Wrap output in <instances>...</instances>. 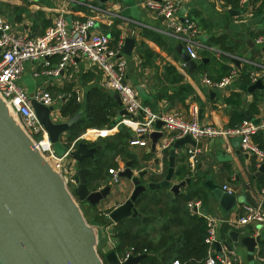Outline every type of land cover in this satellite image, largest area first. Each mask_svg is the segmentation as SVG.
<instances>
[{"label": "crops", "instance_id": "1", "mask_svg": "<svg viewBox=\"0 0 264 264\" xmlns=\"http://www.w3.org/2000/svg\"><path fill=\"white\" fill-rule=\"evenodd\" d=\"M179 5L180 12L195 21L199 32L195 39L196 66L191 69L182 60V53L179 51L183 48L181 41L172 35L161 17L144 6L142 0H108L102 6H97L95 0H0V13L10 23L13 33L27 37L42 34L53 19L61 14L68 24L73 19L83 20L95 15L97 18L94 30L108 34L113 46L121 41L123 49L125 38H132L134 44L131 54L125 55L122 51L119 57L126 60L127 82L136 90L141 102L155 113H171L190 119L191 109L196 107L200 123L225 127L243 120L252 121L249 116L264 120V88L248 92L240 87L241 84L252 82L251 73L261 74V66L256 64L264 62V46L257 44L255 39L257 35L264 33V0H179ZM232 58L239 61L238 66L233 63ZM58 60L57 55L49 57L50 64L47 68H55ZM30 68L32 77L37 81L35 89L41 86L57 99L53 103L56 108L54 113L58 117L55 121L72 120L60 114L61 105L71 98L84 104L88 90L96 86L101 87L117 103L113 113L119 116L118 122L128 116L119 115L123 106L115 98L116 93L102 86L100 70L84 58H77L74 64H67L56 76L34 77V70L41 68L40 61L31 63ZM232 72L234 75L230 83L223 88L205 82V79L217 81ZM141 117L139 115L137 119ZM118 122L110 129L94 128L104 131L98 137L94 138L95 135H92L82 140L88 147L101 146L95 150L93 158H83L80 163L71 159L64 161L65 166L73 163L76 167L90 168V177L96 179L99 188L111 185L110 194L95 206L86 201L81 203L86 219L92 224L104 226L101 233H104L103 238L99 244L102 252L108 231L113 247L116 243L112 232V227L115 228L116 224L108 219V214L124 202L134 188L128 179L119 175L117 183H110L111 174L107 169L112 167L122 170L125 162L131 161L133 170L147 169L151 174L148 180L158 181L165 175L168 163L165 150L160 148L167 136L163 126L160 128L163 135L156 143L155 153L150 152L149 139L146 146L138 148L134 147L138 145L130 146L127 139L122 149L102 150L104 153L98 157L97 163H92L97 155L96 151L119 131ZM123 126L124 131H131L128 126ZM238 140V137H229L228 142L221 137L201 139L202 146L198 148L197 154L198 166L196 164L193 170L187 166L186 151L190 145L180 146L176 149L178 155L174 164L177 171L180 165L186 166L189 174L181 177L176 171L174 181L189 177L190 183L183 185L176 196L168 189L161 190V196L165 195V199L171 198L174 201L187 189H196L197 192L186 205L189 201H200V210L218 219L215 223V240H227L230 229H236L243 235H259L262 240L264 225L257 227L254 223L237 222L242 215L243 204H247L246 194L257 202L264 187V169H260L261 164L254 157L240 150ZM252 140L264 149V130L254 134ZM157 157L159 162L155 165L153 162ZM72 171L74 172L73 169ZM208 180L226 186V189L238 196V204L228 213L222 210L218 201L205 188L204 183ZM182 202L181 198L179 203ZM145 203L143 200L135 204L137 211ZM188 210L195 214L189 208ZM158 225V222L151 225L152 236H155L154 228ZM179 228L183 229L182 226L172 229L178 232ZM259 244L260 242L254 249V264H264L261 261L264 253L262 256L258 254ZM213 249L215 255L227 257L231 264H250L246 259V249L241 245L231 251L222 246L221 254L214 246Z\"/></svg>", "mask_w": 264, "mask_h": 264}, {"label": "water", "instance_id": "2", "mask_svg": "<svg viewBox=\"0 0 264 264\" xmlns=\"http://www.w3.org/2000/svg\"><path fill=\"white\" fill-rule=\"evenodd\" d=\"M95 1L97 6H102L108 0ZM133 44L132 38H125L122 49L125 55L131 54ZM179 51L186 66L195 68V60L182 47ZM232 60L236 66L239 65V61L234 58ZM256 65L264 66V62ZM240 87L248 92L263 89L264 75ZM28 95L32 96V91ZM115 98L121 104L118 94ZM31 106L52 145L73 142L69 143L66 136L71 120L55 121L52 112L56 108L53 105L45 106L33 98ZM119 115L128 113L122 108ZM249 119L255 124L260 122L258 117L249 116ZM162 125L161 120H156L155 130L144 136L150 140L151 153H155L156 143L162 138ZM184 144L196 148L202 146L200 141H195L189 135L173 140L165 150L167 171L158 181L148 180L151 174L147 169L133 170L131 161L125 162V167L119 170L118 175L128 179L134 188L124 202L109 212L108 219L113 224L129 216L141 215L135 204L142 193L168 189L176 196L183 185L190 183L189 177L174 181V173L177 171L174 164L178 155L176 149ZM100 147H88L86 142L80 140L72 143L66 158L80 163L83 158H93L95 150ZM158 162L157 157L153 163L157 165ZM71 166L74 170L72 188L61 170H57L35 146L33 138L24 129L14 110L0 96V264H138L146 256L131 255L119 263L113 249L101 255L98 246L104 226L89 223L79 201L85 200L95 206L110 194L111 185L99 188L96 179L90 177V168L76 167L73 163ZM260 169H264V165ZM204 186L224 212L228 213L238 204V196L223 186L211 180L206 181ZM245 202L255 204L248 194ZM262 207L264 209V203ZM112 232H115L114 227ZM259 242V235H243L236 229H230L228 239L215 240L213 246L221 254L222 246L231 251L241 245L246 249L248 262L254 264V249Z\"/></svg>", "mask_w": 264, "mask_h": 264}, {"label": "built area", "instance_id": "3", "mask_svg": "<svg viewBox=\"0 0 264 264\" xmlns=\"http://www.w3.org/2000/svg\"><path fill=\"white\" fill-rule=\"evenodd\" d=\"M245 2L246 0H239ZM144 6L161 17L173 36L181 41L184 50L191 59H196L195 51L198 28L195 21L187 14L180 12L179 0H142ZM96 16L91 15L85 19H73L67 23L63 15H57L45 31L34 37L13 33L10 23L0 13V96L14 110L22 126L33 138L35 146L44 154L45 158L66 177L68 183L73 184V171L71 164L64 165L69 149L58 155L53 149L49 136L43 125L39 122L35 111L31 106V99L45 105H53L56 101L50 92L39 86L32 91V96L19 83V78L25 70L27 63L41 62V68L34 70L36 76H56L65 69L69 63L74 64L77 58H84L98 68L102 74V86L118 94L123 108L128 116L122 118L118 124L128 126L132 134L128 139L130 146H146L148 138L144 137L155 130V121L161 120L167 136L163 139L160 148L166 150L171 142L177 138L189 135L195 141L203 138L221 137L228 142L229 137H238L240 150L254 157L258 164L264 165V149L252 140V136L260 130H264V120L258 124L250 120H243L233 126H217L202 124L197 118V108L192 107L191 118L185 119L176 114H159L153 112L144 105L138 97L136 90L127 82V64L124 58L119 57L122 52V42L116 46L111 45L108 34L95 31ZM255 42L264 46V33L257 35ZM57 55L59 57L55 68H47L50 64L48 58ZM234 72L217 81L205 79V82L223 88L230 83ZM264 75V66H261V74L251 73L252 82ZM139 115L141 118L137 119ZM88 128L74 141L84 140L92 136V130ZM100 134H95V137ZM199 149L190 146L186 151L187 166L194 169L197 164ZM69 160V159H68ZM72 162V161H70ZM111 174L110 183L119 180V169L108 168ZM226 188V186H223ZM231 192L230 189H227ZM264 187L260 192V199L254 205L243 204L242 215L238 218L239 224L254 223L257 227L264 225ZM200 201H189L187 207L195 214L206 220V256L200 260H181L173 258L168 264H231L227 257L215 255L213 243L215 241V223L217 218L207 215L200 210ZM106 244L103 254L113 248L110 232L106 234ZM117 254V253H116ZM141 254L132 246L121 254H117L119 263L131 255ZM264 262V258H261Z\"/></svg>", "mask_w": 264, "mask_h": 264}, {"label": "trees", "instance_id": "4", "mask_svg": "<svg viewBox=\"0 0 264 264\" xmlns=\"http://www.w3.org/2000/svg\"><path fill=\"white\" fill-rule=\"evenodd\" d=\"M116 107L117 103L112 96H108L99 86L88 90L84 104L71 98L61 105L60 114L72 119L66 135L69 143L82 134L86 128L110 129L114 127L120 119L113 113ZM123 128L125 127L120 124L119 131L112 139L106 141L103 147L96 151L97 155L92 163H97L98 157L104 153L102 150L122 149L125 146L127 139L131 136V131L129 129L124 131ZM67 145L69 144L66 143L65 151ZM187 174H189V169L180 165L177 175L184 177ZM161 190L166 189L142 193L136 201V205L143 200L146 201L145 205L138 207L141 216H129L115 225L113 237L116 243L113 250L116 253H122L132 246L137 252L146 254L138 264H168L173 258L187 261L203 259L206 256V244L204 243L206 220L199 215L191 214L186 205L197 190L187 189L174 201L171 198L165 199V195L161 196ZM181 198L183 202L179 203ZM154 222H158L159 225L154 228L155 236H152L150 227ZM177 226H182L183 229L179 228L178 232L172 229ZM263 253L264 239L260 240L258 251L261 256Z\"/></svg>", "mask_w": 264, "mask_h": 264}, {"label": "rangeland", "instance_id": "5", "mask_svg": "<svg viewBox=\"0 0 264 264\" xmlns=\"http://www.w3.org/2000/svg\"><path fill=\"white\" fill-rule=\"evenodd\" d=\"M30 66H31V63H27L26 64L25 70H24V72L22 73V75L19 78V83L28 92L33 91L35 89L36 83H37V81H35V79L32 77V73H31L32 70H31ZM50 78L51 79H54V77H50ZM54 112L55 111L52 112L53 118L54 119L55 118L58 119L57 115ZM64 144H66V143H60V142H58V143H56V144L53 145V149H54V151H55L56 154L61 155V153L65 150V146L66 145H64ZM134 147L135 148H138L139 146H134ZM80 206H81V203H80ZM81 208H82V206H81ZM201 209H203V208H201ZM96 213H98V212H96ZM102 238H103V234L100 235V239H102ZM99 249H100V246H98V251H99Z\"/></svg>", "mask_w": 264, "mask_h": 264}, {"label": "bare ground", "instance_id": "6", "mask_svg": "<svg viewBox=\"0 0 264 264\" xmlns=\"http://www.w3.org/2000/svg\"><path fill=\"white\" fill-rule=\"evenodd\" d=\"M104 130H97V129H93L92 130V135H95V134H100V133H102Z\"/></svg>", "mask_w": 264, "mask_h": 264}, {"label": "flooded vegetation", "instance_id": "7", "mask_svg": "<svg viewBox=\"0 0 264 264\" xmlns=\"http://www.w3.org/2000/svg\"><path fill=\"white\" fill-rule=\"evenodd\" d=\"M73 147H74V146H73ZM70 186L73 187V184H70ZM71 187H70V188H71ZM83 201H85V200L79 201V203H82ZM100 253H101V255H103V252H102V251H100Z\"/></svg>", "mask_w": 264, "mask_h": 264}]
</instances>
